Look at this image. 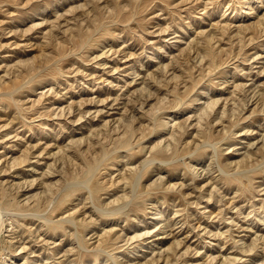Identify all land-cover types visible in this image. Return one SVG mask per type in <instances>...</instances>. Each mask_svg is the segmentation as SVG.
Here are the masks:
<instances>
[{
  "label": "rangeland",
  "instance_id": "rangeland-1",
  "mask_svg": "<svg viewBox=\"0 0 264 264\" xmlns=\"http://www.w3.org/2000/svg\"><path fill=\"white\" fill-rule=\"evenodd\" d=\"M262 96L264 0H0V264H264Z\"/></svg>",
  "mask_w": 264,
  "mask_h": 264
},
{
  "label": "bare ground",
  "instance_id": "bare-ground-1",
  "mask_svg": "<svg viewBox=\"0 0 264 264\" xmlns=\"http://www.w3.org/2000/svg\"><path fill=\"white\" fill-rule=\"evenodd\" d=\"M8 85H10V84H8ZM18 89H19V88H18ZM18 89H17V90H18ZM7 90H8V89H7ZM14 92H15V91H14ZM203 92H204V91H203ZM5 93H6V92H5ZM7 93H8V92H7ZM7 93H6V94H7ZM205 93H206V91H205ZM205 93H204V94H205ZM3 94H4V93H3ZM8 94H9V93H8ZM262 97H264V96H262ZM198 99H199V98H198ZM197 104H198V103H197ZM216 104H217V103H216ZM210 105H211V104H210ZM210 105H208V106L210 107ZM81 106H82V104H81ZM208 106H207V108H208ZM212 106L214 107L213 103H212ZM207 108L205 109V111L208 110ZM210 108H211V107H210ZM208 111H209V110H208ZM71 113H72V111H71ZM204 113H205V112H204ZM206 113L209 114L208 112H206ZM224 114H225V113H224ZM208 116H209V115H208ZM223 116H224V115H223ZM206 117H207V116H206ZM232 118H233V117H231V120H232ZM197 120L200 121V118L197 119ZM201 123H202V122H201ZM201 123H200V124H201ZM170 124H171V123H170ZM198 124H199V123H198ZM200 124H199V126H201ZM167 125H169V123H167ZM176 127H177V126H176ZM196 127H198V125H197ZM176 129H177V128H176ZM177 130H178V129H177ZM127 131H128V130H127ZM174 131H175V130H173V132H174ZM124 134H125V133H124ZM126 134H127V133H126ZM173 135H175V133H174ZM174 137H175V136H174ZM172 138H173V137H172ZM169 146H170V145H169ZM103 152H104V151H103ZM105 154H106V153H105ZM97 155H98V153H97ZM100 155H101V154H100ZM109 155H110V154H109ZM104 156H105V155H104ZM104 156H103V157H104ZM112 156H113V155H112ZM28 157H29V156H28ZM94 157H95V156H94ZM105 158H106V157H105ZM19 159H21V161H16L15 163L11 164V165H12L11 167H14V166H17V165H22V164H24V163H26V162L28 161V158H25V156H24V158H19ZM19 159H18V160H19ZM22 159H23V160H22ZM97 160H98V159H97ZM99 160H100V159H99ZM104 160H105V159H104ZM29 161H30V160H29ZM94 162H95V161H94ZM99 162L101 163V161H99ZM111 164H112V163H110V165H111ZM116 164H117V163H116ZM101 165H103V163H102ZM99 166H100V165H99ZM111 166H112V165H111ZM19 168H20V167H19ZM85 168L87 169V167H85ZM96 168H97V167H96ZM110 168H111V167H110ZM218 168H219V167H218ZM92 169H93V168H90V169H89V172H91ZM112 169H113V168H112ZM212 169H213V168H212ZM213 170H214V169H213ZM95 171H96V170H95ZM217 172H218V171H217ZM219 172L222 173V170L219 171ZM94 173H95V172H94ZM92 175H94V174L92 173ZM92 175H91V176H92ZM90 178H91V177H90ZM138 178H139V176H138ZM124 179L128 182V184H131V185L134 184L135 181L137 180V179H134L133 177H130V178H129V176H128V177H127V176L124 177L123 180H124ZM75 180H77V179H75ZM84 180H85V179H84ZM87 181H89V179H88ZM84 182L86 183V181H84ZM136 182H137V181H136ZM72 183H73V182H72ZM72 183H71V185H72ZM75 183H76V182H74L73 184L76 185ZM78 183H79V182H78ZM86 184H87V183H86ZM79 185H80V184H79ZM82 185H84V184L82 183ZM134 185H135V184H134ZM72 186H73V185H72ZM84 186H85V185H84ZM132 187H133V186H132ZM137 187H138V186H137ZM86 188H87V185H86ZM132 191H133V190H132ZM126 206H127V205H125L124 209L126 208ZM119 208H121V207H119ZM124 209L122 208V210H124ZM97 210H99V209L97 208ZM33 211H35V210H33ZM113 211H114V210H113ZM113 211H112V212H113ZM119 211H121V210L119 209ZM100 212H102V211H100ZM28 213H29V212H28ZM117 213H118V212H117ZM119 213H120V212H119ZM30 214H31V213H29V215H30ZM113 214H114V212H113ZM115 214H116V213H115ZM18 215H19V214H18ZM22 215H23V214H22ZM29 215H27V216H29ZM32 215H33V214H32ZM32 215H30V216H32ZM117 215H118V214H117ZM19 216H20V215H19ZM34 216L37 217V218H40V217H39L38 215H36V214L33 215V217H34ZM40 220H41V219H40ZM44 220H45V222H47V223H52V222H53V221L50 220V219H44ZM66 221H67V220H66ZM70 222H71V220H70ZM72 223H73V221H72ZM44 226H45V225H44ZM137 246H138V245H137ZM137 246H136V247H137ZM23 249H24V248H23ZM246 249H247V248H246ZM135 250H136V249H135ZM251 250H252V249H251ZM111 258H112V257H111ZM167 259H168V258H167ZM167 259H166V260H167ZM113 260H114V259H113ZM159 260L161 261V259H159ZM213 261H214V260H213ZM158 262H159V261H158ZM166 263H167V262H166ZM115 264H116V263H115ZM167 264H168V263H167Z\"/></svg>",
  "mask_w": 264,
  "mask_h": 264
}]
</instances>
